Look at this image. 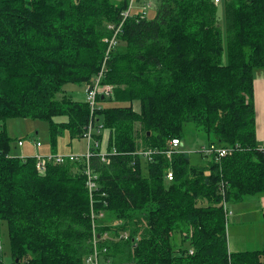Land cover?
Returning a JSON list of instances; mask_svg holds the SVG:
<instances>
[{"label":"trees","instance_id":"obj_1","mask_svg":"<svg viewBox=\"0 0 264 264\" xmlns=\"http://www.w3.org/2000/svg\"><path fill=\"white\" fill-rule=\"evenodd\" d=\"M154 2V18L127 21L109 61L105 83L114 88L110 101L121 105L97 112L108 150L119 152L107 163L92 159L100 175L97 209L107 220L124 221L117 231L129 233L127 240L102 244L106 258L109 264H264V250L230 251L224 211L225 202L264 195L254 102L255 74L264 70V0ZM128 5L0 0V221L7 223L15 264H87L91 206L83 163L39 173L35 157L10 154L3 122H47L54 150L65 132L82 139L88 104L59 95L68 83H91L107 26ZM186 124L206 133L208 145L232 153L205 166L193 165L188 153L171 160L157 155L154 162L135 155L183 140ZM98 139L103 142V133ZM177 234L189 248L175 247Z\"/></svg>","mask_w":264,"mask_h":264},{"label":"rangeland","instance_id":"obj_2","mask_svg":"<svg viewBox=\"0 0 264 264\" xmlns=\"http://www.w3.org/2000/svg\"><path fill=\"white\" fill-rule=\"evenodd\" d=\"M154 7L155 2L145 1L143 6L135 3L133 13L142 11L146 8L148 19L155 16L156 6L151 9L148 6ZM219 15L223 19L224 9L219 8ZM221 27L224 30L223 38L226 42V30L223 22ZM87 85L85 84H71L64 85L59 98L70 96L75 101L84 102L86 99ZM121 105L118 102L108 101L102 104V108L115 107ZM136 111L140 110L139 102L134 103ZM100 119V118H99ZM8 136L11 138L10 154L12 156L26 155L31 157H45L49 155L59 156H83L87 152V140L85 138L79 139L70 137L69 132L63 133L58 139V145L55 150L52 149L51 138L49 134V124L47 122L33 120V119H9L3 122ZM97 126L103 127V121L100 119ZM96 132V131H95ZM103 142L101 152L108 153V137L107 132L103 130ZM19 141H22V146H19ZM37 143L41 147H37ZM184 153H188L193 165H208L213 157L206 156L204 149L209 145V137L198 129L194 124L185 125V137L182 140ZM260 145L263 144L260 142ZM49 155H45L48 154ZM233 215L226 219V228L228 227V244L231 252L239 251H261L264 250V195L251 196L246 198L241 203H234L228 205ZM124 222V221H123ZM125 223V222H124ZM175 247L178 249L189 248V244L181 246L182 238L177 234L175 237ZM0 264H15L12 255L10 240L8 236V227L5 221H0Z\"/></svg>","mask_w":264,"mask_h":264},{"label":"built area","instance_id":"obj_3","mask_svg":"<svg viewBox=\"0 0 264 264\" xmlns=\"http://www.w3.org/2000/svg\"><path fill=\"white\" fill-rule=\"evenodd\" d=\"M145 1L141 2L138 0H129V5L126 10H124L118 22L110 23L107 26L109 36L105 37L103 42L105 43V52L103 59L101 61L100 70L94 76V79L89 85H87L86 103L90 108L91 120L86 128L83 138L87 140V152L83 156H59V155H49L45 157H35L36 158V168L39 173H45L49 165H63L66 163H83V176H85V186L89 194L90 206H91V227L93 231L92 237V253L87 258V264H109L110 259L106 258L107 248H103V243H119L120 241L129 239V233L125 230L124 232H118L117 229L123 226L125 223L122 220L111 221L106 218L105 210H98L97 203L95 201L96 194L100 191V175L96 172L92 162L95 157L100 158L101 162L107 163L110 157L118 156L119 152L117 149L108 150L107 154L101 152L102 142L98 139L103 132L102 126H97V112L102 110V104L114 99V88L113 86L105 83V78L109 70V64L112 60L113 53L120 45L121 37L125 31V25L131 17H136L139 20L146 19L147 13L146 8H142V11L133 13L135 3L137 2L139 6H143ZM153 1V0H150ZM216 4H220L221 0H215ZM148 8H155L149 4ZM103 97V100H102ZM96 131V132H95ZM23 142L19 141V146H22ZM37 147H41L40 143L36 144ZM183 143L181 139H172L167 148L160 150H139L135 155L140 156L144 162H154L157 155L165 156L167 159L171 160L173 156L177 154H183L182 150ZM260 150L264 151L263 146L260 145ZM204 154L215 158L217 161L230 155L232 153L231 148L219 147L217 145H209L204 149ZM167 180H174V173L171 170L167 171ZM224 211L226 214V219L233 215V212L229 209L228 204L224 203ZM110 222H115L117 227L111 226ZM111 229V230H110ZM104 230V231H102ZM0 249L1 239H0Z\"/></svg>","mask_w":264,"mask_h":264},{"label":"crops","instance_id":"obj_4","mask_svg":"<svg viewBox=\"0 0 264 264\" xmlns=\"http://www.w3.org/2000/svg\"><path fill=\"white\" fill-rule=\"evenodd\" d=\"M254 102L256 108V136L258 142L264 144V70H259L255 74ZM45 155H49V153ZM15 157L24 159L31 156L23 154Z\"/></svg>","mask_w":264,"mask_h":264},{"label":"water","instance_id":"obj_5","mask_svg":"<svg viewBox=\"0 0 264 264\" xmlns=\"http://www.w3.org/2000/svg\"><path fill=\"white\" fill-rule=\"evenodd\" d=\"M102 100H103V97H102ZM15 263H19V260H16V262Z\"/></svg>","mask_w":264,"mask_h":264}]
</instances>
